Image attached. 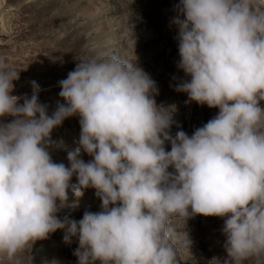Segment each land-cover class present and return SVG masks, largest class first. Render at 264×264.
I'll return each instance as SVG.
<instances>
[{
  "label": "clouds",
  "instance_id": "clouds-1",
  "mask_svg": "<svg viewBox=\"0 0 264 264\" xmlns=\"http://www.w3.org/2000/svg\"><path fill=\"white\" fill-rule=\"evenodd\" d=\"M176 8L177 67L190 77L176 91L219 110L191 136L170 134L156 82L114 53L79 59L58 82L65 103L51 115L35 81L20 104L11 94L18 73L0 68V117H13L0 122V254L8 260L66 229V241L78 238L77 264H179L177 244L192 241L171 222L203 215L224 219L223 264H264V0H179ZM74 115L78 146L65 166L52 159L63 141L51 132ZM87 188L100 211L58 218L68 190L79 198Z\"/></svg>",
  "mask_w": 264,
  "mask_h": 264
},
{
  "label": "rangeland",
  "instance_id": "rangeland-1",
  "mask_svg": "<svg viewBox=\"0 0 264 264\" xmlns=\"http://www.w3.org/2000/svg\"><path fill=\"white\" fill-rule=\"evenodd\" d=\"M178 4L179 0H0V68L18 73L11 94L21 97L18 103L22 104L25 95L30 98L33 94L31 82L35 81L40 89L38 100L51 115L58 103H65L58 95V82L79 59L114 53L135 62L156 82V104L165 113H172L170 134L174 137L183 130L191 136L219 110L197 104L187 93L176 91L181 80L190 79L177 67L178 28L172 21L178 15ZM12 119L3 116L0 122ZM79 133L78 115L65 118L52 130L51 139L63 141L61 147L50 149L54 162L69 166L67 153L78 146ZM164 147L171 149L167 141ZM81 159L88 162L92 157L82 151ZM71 182H77L75 174ZM74 200L75 207L71 206ZM100 204L93 188L84 189L79 198L69 189L68 203L56 215L79 220L85 210L100 211ZM223 224L224 219L216 216L174 217L171 227L181 236L187 232L192 241L189 247L177 244L179 264H217V259L223 264L227 259ZM66 234V229H57L12 261L0 254V264H77L73 252L78 238L71 236L66 241ZM243 264L260 262L250 258Z\"/></svg>",
  "mask_w": 264,
  "mask_h": 264
}]
</instances>
